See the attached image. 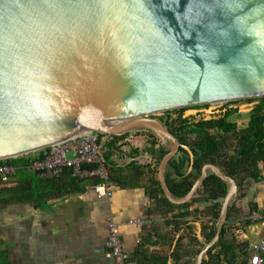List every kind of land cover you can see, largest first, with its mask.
<instances>
[{"label":"water","instance_id":"1","mask_svg":"<svg viewBox=\"0 0 264 264\" xmlns=\"http://www.w3.org/2000/svg\"><path fill=\"white\" fill-rule=\"evenodd\" d=\"M263 98L264 0H0V161L86 132L153 135L168 149L157 177L169 203H188L207 171L229 185L196 264L238 189L209 165L174 199L166 166L182 147L190 173L193 154L159 117Z\"/></svg>","mask_w":264,"mask_h":264},{"label":"crops","instance_id":"2","mask_svg":"<svg viewBox=\"0 0 264 264\" xmlns=\"http://www.w3.org/2000/svg\"><path fill=\"white\" fill-rule=\"evenodd\" d=\"M241 102L245 101L225 105L227 109L237 110L227 121L238 129L246 127L252 111V106L248 109L234 106ZM190 110H186V116ZM146 134L133 131L112 137L121 142L119 152L111 154L112 168L106 167L112 177L109 180L112 196L108 199L98 198L89 189L90 181L74 180L70 172L51 180L31 172L22 159L3 161L12 167L16 185L0 188V264H113L105 248L109 220L120 225L126 264H173L170 261L173 218L186 214V222L194 223L191 231L198 234L201 223L214 222L217 209L215 202H194L183 209L158 204L165 198L157 177L158 152H150ZM101 137L103 141L111 140ZM258 170L259 181L246 178L241 184L235 183L238 190L228 203L230 220L225 222L230 226L247 223L237 235L249 250L252 245L264 242V222L246 219L251 211L264 208V164L258 165ZM210 172L213 173L207 171V175ZM231 207L238 213L235 212L233 222ZM220 212L221 207L219 216ZM135 219H143L144 226L136 228L126 224ZM191 235L189 230H182L177 236H182V252L190 251L189 257L177 264H196L198 256L192 259L191 250L198 249L185 248ZM205 253L202 261L206 260Z\"/></svg>","mask_w":264,"mask_h":264},{"label":"trees","instance_id":"3","mask_svg":"<svg viewBox=\"0 0 264 264\" xmlns=\"http://www.w3.org/2000/svg\"><path fill=\"white\" fill-rule=\"evenodd\" d=\"M195 109V108H190ZM186 110H178L172 114H165L160 119L171 134L180 144L189 149L193 154V165L191 172L189 154L180 147L176 155L168 162L165 169V182L172 197L176 200L184 198L195 182L200 178L203 168L206 166H215L221 174L241 184L246 178H252L255 181L260 180L258 165L264 164V98L257 100L254 105L249 121L243 129H238L235 124L227 120L237 112V110H228L225 106V114L213 117H202L197 119V114L186 116ZM149 146L152 151L158 152V162L167 154L168 149L159 147V141L153 135L148 134ZM120 139L111 138L103 141L100 137L98 145L100 148L101 159L107 168H112L110 157L112 152H119ZM158 146V149L155 147ZM1 164L3 161H0ZM27 162L24 163L26 165ZM109 180L112 177L109 174ZM157 186L158 183H157ZM228 186L213 173H209L205 178L201 188L196 192V197L189 203L181 206H173L163 197L158 201L160 206L166 208H186L190 203L215 202L216 213L213 216V223H201L198 234L191 231L190 226L193 222H186V214H179L173 218L171 225L174 227L173 238L170 245L173 252L170 261L173 264L179 263L182 258H187L190 251L182 252L181 238L177 236L183 230L192 234L185 246L191 250L192 259L213 239L219 221V209L221 200L226 196ZM160 191V190H159ZM162 194V192H161ZM153 198L154 195L150 194ZM154 199V198H153ZM235 210L231 207V222L235 221ZM236 214H238L236 212ZM230 220V214L227 211L226 222ZM238 225L225 224L220 232L218 241L206 251V260L202 264H234L237 259H245L249 255V246L241 242L237 233L247 226V223ZM251 249V248H250ZM182 252V253H181Z\"/></svg>","mask_w":264,"mask_h":264},{"label":"built area","instance_id":"4","mask_svg":"<svg viewBox=\"0 0 264 264\" xmlns=\"http://www.w3.org/2000/svg\"><path fill=\"white\" fill-rule=\"evenodd\" d=\"M101 136L97 132H86L41 151L10 160H24L27 162V169L46 179L58 180L65 172H70V177L74 180L90 181L89 189L98 198L108 199L112 192L109 188V172L100 156L98 142ZM12 174L11 166L0 165V188L16 185ZM246 219L250 222H264V208L251 211ZM126 224L141 228L145 222L143 219H135ZM105 248L107 257L113 264H126L120 240V225L110 220L107 223ZM263 254L264 242L260 241L251 246L245 259H237L234 264H264Z\"/></svg>","mask_w":264,"mask_h":264},{"label":"flooded vegetation","instance_id":"5","mask_svg":"<svg viewBox=\"0 0 264 264\" xmlns=\"http://www.w3.org/2000/svg\"><path fill=\"white\" fill-rule=\"evenodd\" d=\"M246 101H250L249 103L252 104L251 110L253 109L254 105L257 103V100H255V101L246 100ZM227 106H231V104L230 105H227ZM228 110H231V108L228 109ZM250 111L248 112V114L250 113ZM195 114H197V119H200V118L205 117V116L206 117H213V116H217V115H220V114H225V110H223V106H213V107L204 106V107H197L195 109H191L190 111H188L187 116H189V115L191 116V115H195ZM231 117H234V115L231 116ZM159 145H161L160 142H159ZM164 146H166V145H164Z\"/></svg>","mask_w":264,"mask_h":264},{"label":"rangeland","instance_id":"6","mask_svg":"<svg viewBox=\"0 0 264 264\" xmlns=\"http://www.w3.org/2000/svg\"><path fill=\"white\" fill-rule=\"evenodd\" d=\"M252 101H255V100H252ZM250 102V101H249ZM249 102H247V101H245V102H241V103H236L234 106H237V107H245V109H248L249 107H251L252 106V104H250ZM231 104V103H230ZM230 104H227V105H230ZM226 105V106H227ZM217 106H225V104H222V105H217ZM163 114H161L160 115V117L162 116ZM235 117H237L236 119L238 120V121H240L239 119L240 118H238V115H236ZM246 117H247V115H246ZM235 120V119H234ZM240 129H241V127H239Z\"/></svg>","mask_w":264,"mask_h":264}]
</instances>
